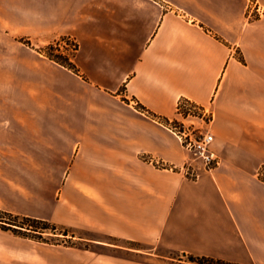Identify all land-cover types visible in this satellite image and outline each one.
Segmentation results:
<instances>
[{
  "label": "crops",
  "instance_id": "crops-1",
  "mask_svg": "<svg viewBox=\"0 0 264 264\" xmlns=\"http://www.w3.org/2000/svg\"><path fill=\"white\" fill-rule=\"evenodd\" d=\"M258 5L0 0V63L2 32L14 43L78 45L77 74L57 65L72 83L58 81L51 102L34 103L27 85L3 97L0 88V210L48 221L88 246L0 228V264L184 255L264 264V0ZM180 101L213 115L201 124L221 163L197 180L184 174L191 154L168 127Z\"/></svg>",
  "mask_w": 264,
  "mask_h": 264
},
{
  "label": "rangeland",
  "instance_id": "rangeland-1",
  "mask_svg": "<svg viewBox=\"0 0 264 264\" xmlns=\"http://www.w3.org/2000/svg\"><path fill=\"white\" fill-rule=\"evenodd\" d=\"M19 41L22 42V44H20ZM56 43L57 42L51 44H38L34 41L26 40H18L17 43H14L13 40H10L8 36L2 32L0 63V88L2 97L5 96L10 89L27 85V87H31L32 89V101L34 103L51 102L52 97L56 96L58 81L71 84L72 82L70 79L63 75L62 71H58L63 70L57 66L59 64L52 62L48 59L47 55L72 56L74 55L73 45H76V43L72 40L63 42L60 49L55 47ZM51 45L54 46L49 47ZM13 55L17 56L16 62L11 58ZM25 57L27 61L23 60ZM196 122L199 123L198 125L203 131L207 130L205 125L202 127L201 122ZM262 175H264V173H262ZM19 222H22V220ZM68 232L72 233V231L69 230ZM43 238L44 241L50 244H63L66 246L77 245L81 248H88V246H85L83 243H73L71 238H65L62 235L54 236L51 233H47ZM179 259H182L183 262H180ZM157 263L192 264L187 257L177 258L176 260H165Z\"/></svg>",
  "mask_w": 264,
  "mask_h": 264
},
{
  "label": "built area",
  "instance_id": "built-area-1",
  "mask_svg": "<svg viewBox=\"0 0 264 264\" xmlns=\"http://www.w3.org/2000/svg\"><path fill=\"white\" fill-rule=\"evenodd\" d=\"M252 6H256L259 11L258 0H252ZM177 114L178 118L168 127L182 147L191 154L190 161L182 169L184 174L188 178L197 180L203 172L211 171L221 163L220 157L214 150L213 133L209 129L203 131L196 122H209L213 119V115L190 101H180ZM144 160L160 168H166L163 164H155L152 158L146 157ZM262 176L264 180V175Z\"/></svg>",
  "mask_w": 264,
  "mask_h": 264
},
{
  "label": "trees",
  "instance_id": "trees-1",
  "mask_svg": "<svg viewBox=\"0 0 264 264\" xmlns=\"http://www.w3.org/2000/svg\"><path fill=\"white\" fill-rule=\"evenodd\" d=\"M66 41H70V40L67 38L60 39L55 44V47L57 49H60L62 43ZM53 46L54 45H51L49 47H53ZM77 50H78V45L76 44L73 50L74 55L72 56L64 57L62 55L48 54L47 57L51 61L62 66L63 68L77 74V68L73 62ZM260 178L263 179L262 174H260ZM20 220H22V222H19ZM0 228L6 231H12L16 235L26 238H31L44 243H48L44 241L43 238L44 235L47 233H51L54 236L62 235L65 238H68L69 236L68 230L62 229L48 221L14 216L10 213L1 210H0ZM183 257H187L189 262L192 264H232L209 257H200L193 255H184ZM179 261L183 262L182 259H179Z\"/></svg>",
  "mask_w": 264,
  "mask_h": 264
}]
</instances>
